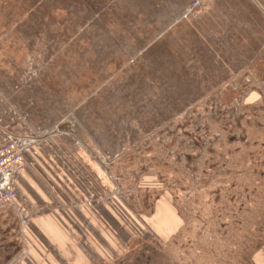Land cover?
<instances>
[{"label": "rangeland", "instance_id": "1", "mask_svg": "<svg viewBox=\"0 0 264 264\" xmlns=\"http://www.w3.org/2000/svg\"><path fill=\"white\" fill-rule=\"evenodd\" d=\"M195 1L0 0V146L3 129L38 135L25 170L39 186L63 169L50 214L66 205V238L90 242L79 258L57 251L16 201L0 205V264H255L264 12L257 0H199L208 14L185 16ZM65 125L75 135L44 137ZM36 151L56 155L37 165ZM86 153L104 155L105 189L79 183L74 204L60 190L87 178Z\"/></svg>", "mask_w": 264, "mask_h": 264}, {"label": "crops", "instance_id": "2", "mask_svg": "<svg viewBox=\"0 0 264 264\" xmlns=\"http://www.w3.org/2000/svg\"><path fill=\"white\" fill-rule=\"evenodd\" d=\"M257 2H258L257 8H258L259 12H260V7L263 9V12H264V7L262 6V4L259 3L258 0H257ZM202 6H203V3H202ZM187 8L188 7H186V9ZM210 9L211 8L207 5V3L206 4L204 3V7L196 10L194 12V14H198V13H202V12L208 14ZM184 14H185V16H188L189 10L187 9V11H185ZM261 14H262V12H261ZM262 16H264V15H262ZM185 18H187V17H185ZM185 18H183V19H185ZM262 93H264V91H262ZM70 128H72V127H69V125H66L65 131H68V130L71 131ZM73 134L75 135L74 131L72 132V135ZM59 137L61 138L62 135L61 136L59 135ZM54 138H56V137H54ZM60 138L53 140L55 146L59 142V140L62 139V138L61 139ZM65 140H68V139H65ZM57 151H58V149L56 150V152ZM56 152H53V153L50 152L48 154L45 152H41L38 155V157H31V159H32V161H36V164L38 165L39 164L37 161L38 158L43 159V157H44V158H46L45 160H50V159L52 160V158H55ZM91 154H92V156H91ZM91 154L86 153V156H81V158H83L86 161V162L84 161L83 163L85 165H87L86 168L88 170L85 169L88 173L87 178L85 176V178H83L79 182L76 181L75 182L76 184H72L70 187H68V185H67V187L69 189L64 188V191L60 190V192H62V194H63V197H64V194H66V196L74 204H78V202L81 201L79 195L82 193V187L79 185V183L82 185L84 184L85 187H87L90 190L91 189L90 185L94 184L95 181L97 184L100 185L99 181H101V191L103 189H105V170L103 168V170L100 174V164L98 163V161L96 162V160L93 156L94 154L93 153H91ZM57 156H59V155L57 154ZM61 156L62 155H60V157H58V158H62ZM31 164L34 167L35 163H31ZM90 164H92V166H89ZM55 167L58 169L61 168L60 164H58V163L55 165ZM89 170L91 172H93V175L90 174ZM31 174H32L31 168L30 169L28 168V171H26L24 169L21 177H19V180H18L17 190H18V205L20 207V212L21 213L23 212L24 214H26V216H24V215L23 216L27 217L28 219H31L30 213H32V215H36V218H37L36 224H37L38 231L41 233L42 236H44L46 239L52 240L53 243H55L59 247V249L56 248L57 251L62 250L65 255H68V256L74 255L77 258H79V255L83 256L84 254L82 251L88 250L85 248V246L88 245L90 247V245H89L90 242L87 240H84L83 238H82L83 240L80 238V239H78L81 242L80 246L79 247L74 246V244L68 238H66L67 236H65V233H64L62 227L60 226V224H63V226H65V224H66V226H67V223L69 222L68 213H65L66 209L62 208V207L67 208V206L66 205L61 206L59 204L60 205L59 209L61 210V212L58 211L57 208H55V211L52 213V215L50 214L51 210H49V208H48V207H50V208L53 207L54 202H53L52 194L55 195L58 192L57 187L59 185V182L64 183L63 179H62V177H64L63 176L64 175L63 169L61 171L56 170V172L52 168L44 170V173H42L44 176V180H42V181L40 180L42 182V184L40 183L39 186L36 184L35 181H33ZM43 183H45V185H43ZM51 185L55 186V192L56 193H54V191L52 190ZM43 187H47V189H45L46 194H44V190H43L44 188ZM99 189H100V187H98V190ZM102 192H104V190ZM95 197H96V199H95ZM89 198H90L89 201L93 205L96 204V200H99L98 192H97V196H95V193H92L91 195H89ZM103 205H102L101 209L98 208V210H97L98 220L100 217V210H101L102 214L104 215L105 207ZM8 207H10V206H8ZM44 209H45V212H44ZM43 215L44 216L49 215V217H44V218L40 217ZM52 228L57 231L58 235L54 236L50 233V230H52ZM73 232H74V234L75 233L79 234L78 229L73 228ZM40 248H41V251L39 253H42L40 255H44V256L49 255V254L43 253L44 250L42 249V247H40ZM34 254L37 255V253H34ZM75 262H76V260H74L73 264H79L80 263V262H78V263H75ZM255 264H264V247L262 248V246L258 247V250L256 252Z\"/></svg>", "mask_w": 264, "mask_h": 264}, {"label": "built area", "instance_id": "3", "mask_svg": "<svg viewBox=\"0 0 264 264\" xmlns=\"http://www.w3.org/2000/svg\"><path fill=\"white\" fill-rule=\"evenodd\" d=\"M202 3L197 0L190 7L189 13L194 12L202 8ZM21 117V116H20ZM22 119V117H21ZM24 121V119H22ZM25 122V121H24ZM65 127L51 129L44 135L45 138L51 136H59L65 131ZM71 131H74L70 128ZM2 130V129H1ZM4 134V141L0 146V205H13L18 201L17 185L18 180L26 168V158L23 155V150L31 146V143L37 142V134H13L7 129L2 130ZM40 151L34 152L35 156H38ZM96 162L104 166L105 157L102 154L93 155Z\"/></svg>", "mask_w": 264, "mask_h": 264}]
</instances>
